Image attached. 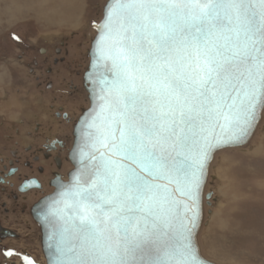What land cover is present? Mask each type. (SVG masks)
<instances>
[{
    "label": "snow or ice",
    "instance_id": "snow-or-ice-1",
    "mask_svg": "<svg viewBox=\"0 0 264 264\" xmlns=\"http://www.w3.org/2000/svg\"><path fill=\"white\" fill-rule=\"evenodd\" d=\"M100 31L80 167L45 212L55 264H203L205 161L264 108V0H110Z\"/></svg>",
    "mask_w": 264,
    "mask_h": 264
},
{
    "label": "rangeland",
    "instance_id": "rangeland-1",
    "mask_svg": "<svg viewBox=\"0 0 264 264\" xmlns=\"http://www.w3.org/2000/svg\"><path fill=\"white\" fill-rule=\"evenodd\" d=\"M82 1L83 17L76 19L82 26L75 30L74 22L67 16L48 27L46 16L40 12L45 10L50 16L54 8L51 5L43 10L41 5L38 7V0H24L15 16L13 10L5 13L12 8L13 0H0V121L1 117L10 124L22 120L26 128L32 127L34 112L40 110L35 109L36 98L41 97L38 100L44 107L57 102L54 94L48 90L43 94L36 87L31 75L29 65L34 57L41 56V49L53 52L60 46L59 40L68 42L70 56L77 57L80 70L85 69L89 60L86 54L96 34L91 22L102 18L106 0ZM65 19L69 20L60 26ZM62 75L67 76L61 72L56 82L63 81ZM2 130L4 133L0 127V140ZM9 143L0 141L1 154L6 151L3 146L10 147ZM210 175L205 194L214 191L216 201L211 199L210 206L205 204V219L199 233L202 254L218 264H264V117L248 146L217 154ZM39 243L41 240L37 244L33 241L34 249L42 253L46 264Z\"/></svg>",
    "mask_w": 264,
    "mask_h": 264
},
{
    "label": "flooded vegetation",
    "instance_id": "flooded-vegetation-1",
    "mask_svg": "<svg viewBox=\"0 0 264 264\" xmlns=\"http://www.w3.org/2000/svg\"><path fill=\"white\" fill-rule=\"evenodd\" d=\"M59 45L53 52L41 49V56L29 65L36 87L43 94L46 90L54 94L57 102L44 107L38 100L41 97L36 98L34 106L40 110L34 112L32 127L26 128L22 120L10 124L1 117L0 141L12 143L0 152V264H44L42 253L33 245V241L40 242L41 233L32 211L38 201L53 193L57 180L68 181L73 169L68 160L73 126L89 103L82 84L84 69L80 70L77 57L70 56L68 42L59 40ZM61 72L67 76H60L63 81L58 83Z\"/></svg>",
    "mask_w": 264,
    "mask_h": 264
},
{
    "label": "water",
    "instance_id": "water-1",
    "mask_svg": "<svg viewBox=\"0 0 264 264\" xmlns=\"http://www.w3.org/2000/svg\"><path fill=\"white\" fill-rule=\"evenodd\" d=\"M110 0H106L105 5L102 11V18L99 21H92L91 27L95 30L96 34L91 41V46L87 51V58L89 59L88 64L84 69V74L82 78L83 88L86 92L88 99V106L81 109V114L78 116L76 124L73 126L72 136L73 142L70 152L68 153V160L73 165V169L68 172V181L57 180L54 183L55 190L50 195L42 198L34 206L32 214L37 226L40 229L41 233V246L42 251L46 260V264H55V261L58 257L57 244L58 237L53 234V224L45 219V212L47 211L48 206L52 203L53 199L58 198V193L63 190L62 186H67L71 182L73 175L77 172L80 167L79 160V146L83 143L82 130L84 122L91 115V110L97 103V96L99 93V86L96 83L98 74L103 73L105 70L101 67H94V61L96 58V42L98 41L101 35V25L105 19V10L106 6L109 4ZM264 108H257L256 118L253 122V125L249 128V131L246 136L242 137L240 140L224 143L218 146H214L210 151L207 160L205 161L203 175L201 177V184L198 193L197 200V217L195 220V225L192 228V243L193 248L196 251L198 258L203 262V264H218L214 261L206 258L201 251L199 244V233L202 229L204 219H205V204L211 205V199L216 201L214 198V191L210 190L205 194V190L209 183L211 166L215 161V158L218 153L229 150V149H239L244 148L250 144L253 137L255 136L260 123L263 120ZM212 178H214L212 176Z\"/></svg>",
    "mask_w": 264,
    "mask_h": 264
},
{
    "label": "bare ground",
    "instance_id": "bare-ground-1",
    "mask_svg": "<svg viewBox=\"0 0 264 264\" xmlns=\"http://www.w3.org/2000/svg\"><path fill=\"white\" fill-rule=\"evenodd\" d=\"M22 1H24V0H15V1L13 0L12 8L10 10H7L5 13L9 14V12H11V10H13L14 15L16 16V14H18L19 11L21 10V7H22L21 2ZM33 2H34V0H33ZM40 5H41V7H40ZM46 5H51L54 7L50 16L48 15L49 13H47L44 10ZM84 6H85V3H83L82 0H38V7H40V8L43 7V10H44L40 13L42 14V16H46L44 19H45V21H47V23H49L48 27H50V23H52L56 19L61 18V20H62L63 18H66V16H67L69 19H72L71 20L72 22H74L73 25L75 26V30L81 29V26H82L81 21L76 22V19H78V17H80V16H81V18L83 17ZM17 11H18V13H17ZM69 19H65L66 21H61L60 26L62 25V23H67V20H69ZM57 25H59V24L57 23ZM43 27H44V25H43ZM253 152H254V150H253ZM43 258H45V257L43 256Z\"/></svg>",
    "mask_w": 264,
    "mask_h": 264
}]
</instances>
